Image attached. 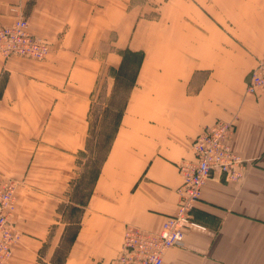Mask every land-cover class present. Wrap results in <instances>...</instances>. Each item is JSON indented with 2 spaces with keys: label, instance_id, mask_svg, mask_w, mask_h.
I'll return each instance as SVG.
<instances>
[{
  "label": "crops",
  "instance_id": "0c3cea01",
  "mask_svg": "<svg viewBox=\"0 0 264 264\" xmlns=\"http://www.w3.org/2000/svg\"><path fill=\"white\" fill-rule=\"evenodd\" d=\"M19 16L49 51L0 54V184L16 182L21 233L6 264H55L69 207L80 216L60 264H107L128 226L160 231L196 135L234 118L245 175L209 179L193 211L204 229L187 228L163 264H264V87L247 90L264 52V0H0V26ZM125 49L142 59L109 151L77 202L92 97L98 81L116 80Z\"/></svg>",
  "mask_w": 264,
  "mask_h": 264
},
{
  "label": "built area",
  "instance_id": "2783aa9c",
  "mask_svg": "<svg viewBox=\"0 0 264 264\" xmlns=\"http://www.w3.org/2000/svg\"><path fill=\"white\" fill-rule=\"evenodd\" d=\"M49 51L45 39L33 34L25 17L19 16L11 25L0 27V54L5 57L23 56L43 59ZM264 87V52L251 71L247 90L256 93ZM236 120L218 119L205 126L192 142L193 159L179 163L182 184L174 213L163 221L160 231L139 226L124 231L120 252L107 264H163L166 250L183 246L187 228L204 229L193 219V211L204 185L215 173L227 181L241 180L245 175L246 159L233 147ZM16 182L0 184V264H6L13 246L20 239L14 220Z\"/></svg>",
  "mask_w": 264,
  "mask_h": 264
},
{
  "label": "rangeland",
  "instance_id": "374dc122",
  "mask_svg": "<svg viewBox=\"0 0 264 264\" xmlns=\"http://www.w3.org/2000/svg\"><path fill=\"white\" fill-rule=\"evenodd\" d=\"M134 68V64L127 65V67L116 76L115 81L113 78L106 79L105 81H98V87L96 86L92 97L94 106L92 107L91 134L88 149L85 154H82L80 160V162H82L80 166L86 167V169L75 191L74 199L77 202L86 201V196L92 187L101 159L106 147H108V141L116 129L123 104L128 95L129 86L132 83ZM111 83H114V87L113 90L109 92ZM68 211V215L72 219V224L66 231L64 239L60 243V247L54 256L55 264L62 263L71 242V238L78 225L77 222L79 221L80 212L78 209L69 207Z\"/></svg>",
  "mask_w": 264,
  "mask_h": 264
},
{
  "label": "trees",
  "instance_id": "16d2710c",
  "mask_svg": "<svg viewBox=\"0 0 264 264\" xmlns=\"http://www.w3.org/2000/svg\"><path fill=\"white\" fill-rule=\"evenodd\" d=\"M122 55H123V59L124 60H123L122 65L120 66L118 71L120 73L125 67H127V65L134 64L135 68H134V71H133L134 72V76L132 78V82H133L134 78H135V75H136V72H137V69H138V67L140 65V62H141V59H142V53L138 52V51H130L128 49H125V50L122 51ZM118 121H119V119H118ZM117 125H118V122L116 124V128H117ZM115 131H116V129L114 130L112 137L108 141V147H106L101 161L105 158L106 154L109 151V148H110L112 139L114 137Z\"/></svg>",
  "mask_w": 264,
  "mask_h": 264
}]
</instances>
